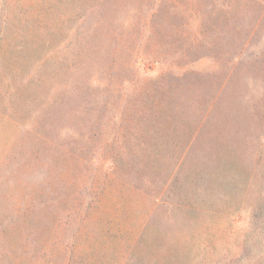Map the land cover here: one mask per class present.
<instances>
[{"label":"rangeland","instance_id":"374dc122","mask_svg":"<svg viewBox=\"0 0 264 264\" xmlns=\"http://www.w3.org/2000/svg\"><path fill=\"white\" fill-rule=\"evenodd\" d=\"M205 2L0 0V264H264V0Z\"/></svg>","mask_w":264,"mask_h":264},{"label":"trees","instance_id":"16d2710c","mask_svg":"<svg viewBox=\"0 0 264 264\" xmlns=\"http://www.w3.org/2000/svg\"><path fill=\"white\" fill-rule=\"evenodd\" d=\"M216 3H218V0H206L205 6L211 7V5L214 6ZM90 4H95V3L90 1ZM234 4L240 5V4H242V2L238 1ZM150 9H151V11H150L151 15L146 16V17L144 16L141 19H138L139 21L137 24L139 25V27H141L140 29H143L146 27H151V26H153V28H154V23L160 21L159 15H161V13L159 12V6L158 5L155 7L151 6ZM209 12L211 13V9L209 10ZM79 14H80L79 16H81V18L84 16L82 13H79ZM138 14H141V11H139V9H138ZM82 21H81V24H82Z\"/></svg>","mask_w":264,"mask_h":264}]
</instances>
